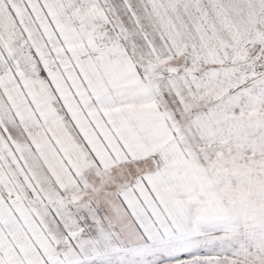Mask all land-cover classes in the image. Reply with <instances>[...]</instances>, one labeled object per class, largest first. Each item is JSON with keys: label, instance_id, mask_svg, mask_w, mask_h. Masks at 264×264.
<instances>
[{"label": "rangeland", "instance_id": "1", "mask_svg": "<svg viewBox=\"0 0 264 264\" xmlns=\"http://www.w3.org/2000/svg\"><path fill=\"white\" fill-rule=\"evenodd\" d=\"M0 264H264V0H0Z\"/></svg>", "mask_w": 264, "mask_h": 264}, {"label": "crops", "instance_id": "2", "mask_svg": "<svg viewBox=\"0 0 264 264\" xmlns=\"http://www.w3.org/2000/svg\"><path fill=\"white\" fill-rule=\"evenodd\" d=\"M136 72L138 74H140L138 69L136 70ZM155 108H157V107L155 106L154 109ZM201 126H202L201 122H199L198 124H194V126H193L195 128V133L198 136L197 141L200 143V146H198V147L196 146L194 148V146H193L194 143L191 144V141L188 140V139H185L184 141L181 142V146L183 147V149L181 150L182 155L181 154L180 155L178 154V155L180 156L182 161H184V165L186 167L185 166H181V164H180L181 161H179V162L172 161V157H171L172 154L169 155V154L165 153V148L164 149L163 148L159 149V147L161 145H164V144H161V143L160 144H156V147L158 146L156 148L157 151H158V149L161 150V151L159 153L157 152L154 156L145 157V156H142L141 154H139V155H136V154L130 155V153L126 151V142L123 141V138L121 137L120 134H119V137H120L121 143H123V144H121L122 145V150L120 152L121 158L120 157L119 158L118 157L112 158L110 156L111 154L109 153V151H105L104 149H103V151L99 150L100 146L106 145V143L104 141L105 139L103 140V137L105 135L104 134H98V136H95V130L93 128H90V132H86V134H81L80 131L77 132V130L72 127V129H73L72 131L74 132V134H73V137H71V139L68 138V141H65V142H69V148H70V149H66V150H67L68 153H71V157L69 158L71 162L75 160L76 155H81V158H84L82 156L83 152H86L87 154H90V164H91V166H96L97 169L99 168V169H102V170L103 169H108V168H113L116 163H120V162L124 163L122 165H126V166H127V164H128V166L132 165L133 168L134 167L137 168L138 167L137 165H139V166L141 165V167H143V168L145 167V169H146L148 166L146 164H144V163H149V164L152 165V168H151L152 171L150 170V171L146 172L147 174H145L144 176H146L148 174H153V173H161V174L163 173V174H165V173L168 172V170L171 171V169L175 170L176 173H177V172H181L182 171L181 169H184V168H187V167H188V169H191V167H192V169L195 170L197 172V174L199 175V167L195 163L196 160L199 157V152H197V151L199 150V148H201V146H202V148L207 147V134H206L207 131L204 130V129H206V127H203V129H202ZM49 127L51 128V126H49ZM144 130L147 131V129H144ZM120 131H123V130L120 129ZM89 136H90V140L92 141L91 145L94 148L90 147V150L88 151L85 147L88 145L87 142H89ZM131 137H134L135 139L136 138H138V139L141 138L139 136V134H137V133H135L134 136H130V137L128 136L130 144L132 143L131 142ZM59 139H61V137H57L56 136L54 141L58 142L57 140H59ZM40 142L43 144L42 147L43 146L50 147L49 144H48V146L45 144L46 142H44V141H40ZM64 143H61V145H65ZM52 145H55V144H52ZM140 145L141 146L143 145V143L141 141H140ZM53 148L55 149V151H57L55 146H53ZM46 149H49V148H46ZM50 150H48V151L50 152ZM59 151H62L64 156H66L65 149L64 150H59ZM59 151H57V152H59ZM105 155H108L110 157V159L107 160L106 162H103L102 157L105 156ZM87 157H88V155H87ZM143 177L139 178V181ZM136 184L137 183H134V186H136ZM129 187H130V185H129ZM120 191L130 192L128 187H122L120 189ZM124 209L126 210V207Z\"/></svg>", "mask_w": 264, "mask_h": 264}]
</instances>
